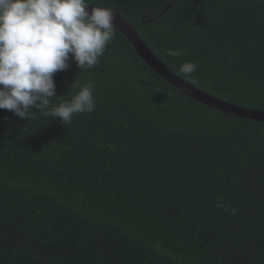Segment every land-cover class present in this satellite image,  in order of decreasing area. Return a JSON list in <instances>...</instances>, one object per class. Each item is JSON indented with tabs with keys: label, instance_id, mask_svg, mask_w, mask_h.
Instances as JSON below:
<instances>
[{
	"label": "trees",
	"instance_id": "trees-1",
	"mask_svg": "<svg viewBox=\"0 0 264 264\" xmlns=\"http://www.w3.org/2000/svg\"><path fill=\"white\" fill-rule=\"evenodd\" d=\"M88 3L196 88L264 110V0ZM113 31L96 66L54 75L53 104L91 81L92 113L0 109V264H264V122L189 97Z\"/></svg>",
	"mask_w": 264,
	"mask_h": 264
},
{
	"label": "clouds",
	"instance_id": "clouds-1",
	"mask_svg": "<svg viewBox=\"0 0 264 264\" xmlns=\"http://www.w3.org/2000/svg\"><path fill=\"white\" fill-rule=\"evenodd\" d=\"M89 5L88 0H0V109L21 120L36 110L62 125L95 110L91 81L78 86L70 100L52 103L54 75L70 61L79 69L96 66L113 39L114 13ZM167 55L178 57L181 50L168 49ZM196 68L187 61L179 70L191 75Z\"/></svg>",
	"mask_w": 264,
	"mask_h": 264
},
{
	"label": "water",
	"instance_id": "water-1",
	"mask_svg": "<svg viewBox=\"0 0 264 264\" xmlns=\"http://www.w3.org/2000/svg\"><path fill=\"white\" fill-rule=\"evenodd\" d=\"M91 7H101L104 6L90 4ZM108 9V8H107ZM114 13L113 25L126 37V39L133 45L140 57L164 80L170 83L172 86L182 91L189 97L195 99L196 101L207 105L208 107L214 108L218 111L224 112L228 115L242 117L246 119H252L256 121L264 122V110L252 109L247 107H242L236 104H232L223 101L213 95H210L192 84L188 83L175 73H173L168 67H166L150 50V48L145 44L143 39L139 36L133 24L130 23L120 14L111 10Z\"/></svg>",
	"mask_w": 264,
	"mask_h": 264
}]
</instances>
